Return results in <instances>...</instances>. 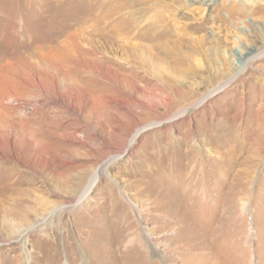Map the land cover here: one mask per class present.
<instances>
[{"label":"rangeland","instance_id":"obj_1","mask_svg":"<svg viewBox=\"0 0 264 264\" xmlns=\"http://www.w3.org/2000/svg\"><path fill=\"white\" fill-rule=\"evenodd\" d=\"M120 1L0 0V264H264V0Z\"/></svg>","mask_w":264,"mask_h":264},{"label":"bare ground","instance_id":"obj_2","mask_svg":"<svg viewBox=\"0 0 264 264\" xmlns=\"http://www.w3.org/2000/svg\"><path fill=\"white\" fill-rule=\"evenodd\" d=\"M207 1V0H206ZM250 1V0H248ZM173 2V1H171ZM251 5L253 4V0L250 1ZM174 4V3H164L162 0L161 1H153V0H121L120 2H118V5L120 8H125L128 9L130 12L129 14H131V16L134 18V22H135V27H134V31L132 32L133 29L129 30L126 29L123 32L125 33H130L133 34V36H140L141 34H145V35H151L153 37L154 40L156 39H161V38H165L166 36H170L173 35V33H170L167 29H161L162 26V21H163V17L161 15V13L157 12V19L155 21H148V14L150 11H157V9H161L164 8L167 5ZM178 4V3H177ZM198 4V3H197ZM181 5H184V3H181ZM173 6V5H172ZM187 6V5H186ZM198 6V5H197ZM195 7V6H194ZM251 10H253V5L251 6ZM189 8V7H188ZM168 9V8H167ZM163 11V10H162ZM181 13V12H180ZM135 14H139V17H135ZM184 15V14H183ZM186 17V16H185ZM148 18V19H147ZM132 19V18H131ZM133 22V23H134ZM169 26H166V28H168ZM183 28V27H182ZM178 35V34H177ZM263 40V39H262ZM157 41V40H156ZM155 41V42H156ZM160 41V40H158ZM190 45V44H189ZM197 45V44H196ZM196 45H192V51H196L197 50V46ZM157 46V45H156ZM132 47V48H131ZM138 46H130V49L132 51V49L134 48L137 49ZM141 47V46H140ZM256 47V46H255ZM164 49V48H163ZM187 49V48H186ZM189 49V48H188ZM259 49V48H258ZM150 59H152L153 61H158L159 59H157L158 57H156L155 54L151 53L150 50L144 48L143 50ZM156 51V50H155ZM130 52V51H129ZM189 53V52H188ZM250 53V52H249ZM168 54H171L172 59L177 63L178 61H181L179 59V53L176 50L171 49ZM191 54V53H190ZM141 55V54H140ZM179 55V56H177ZM184 56V55H183ZM170 57V56H169ZM261 57H264V47L261 50H255L254 53H252L251 55L249 54V56L246 59V62L243 66H241V68L237 69V71L235 72V74L231 77H234L236 75H241L245 68L248 66H251L254 64V62H256L258 59H260ZM141 61L142 58H140ZM184 60V59H183ZM182 60V62H183ZM185 61V60H184ZM139 62V61H138ZM152 63V62H151ZM179 63V62H178ZM141 64L143 65V62H141ZM140 64V65H141ZM155 66L157 65L158 67H160V63L159 62H155L154 64ZM190 65V63H189ZM146 66V65H145ZM162 68V67H160ZM247 69V68H246ZM176 70V69H174ZM179 70V68H178ZM230 78H228L226 81L222 82L219 86H216L214 89H218L219 87L225 86L229 81ZM173 80V79H172ZM209 95L208 93L205 95L207 96ZM204 99V98H203ZM189 108H182L180 110H178L175 114L178 115L179 113H182L184 111H187ZM100 169L101 168H96L92 175L91 178L88 182V184L85 186V192L88 191V189H90L92 187V185L94 184L95 180H97L99 174H100ZM84 192V193H85Z\"/></svg>","mask_w":264,"mask_h":264}]
</instances>
